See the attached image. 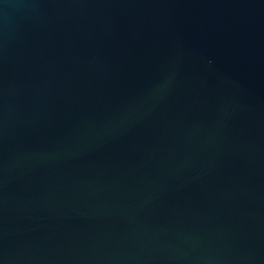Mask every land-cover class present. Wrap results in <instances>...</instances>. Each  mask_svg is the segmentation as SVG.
Returning a JSON list of instances; mask_svg holds the SVG:
<instances>
[{
  "label": "water",
  "instance_id": "water-1",
  "mask_svg": "<svg viewBox=\"0 0 264 264\" xmlns=\"http://www.w3.org/2000/svg\"><path fill=\"white\" fill-rule=\"evenodd\" d=\"M0 264H264V0H0Z\"/></svg>",
  "mask_w": 264,
  "mask_h": 264
}]
</instances>
